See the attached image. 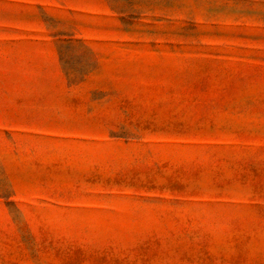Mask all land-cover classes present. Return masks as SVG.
Listing matches in <instances>:
<instances>
[{
	"label": "rangeland",
	"instance_id": "374dc122",
	"mask_svg": "<svg viewBox=\"0 0 264 264\" xmlns=\"http://www.w3.org/2000/svg\"><path fill=\"white\" fill-rule=\"evenodd\" d=\"M0 264H264V0H0Z\"/></svg>",
	"mask_w": 264,
	"mask_h": 264
}]
</instances>
